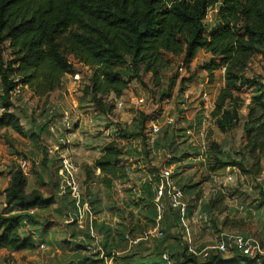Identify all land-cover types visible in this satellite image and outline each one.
Returning a JSON list of instances; mask_svg holds the SVG:
<instances>
[{"label":"rangeland","instance_id":"obj_1","mask_svg":"<svg viewBox=\"0 0 264 264\" xmlns=\"http://www.w3.org/2000/svg\"><path fill=\"white\" fill-rule=\"evenodd\" d=\"M216 12V7L210 8L202 21L208 32L218 26ZM210 58L202 49L196 51L189 64L183 63V56L168 55L170 64L161 73L160 81L149 74L141 80L129 81L121 98L104 99V111L86 94L90 71L74 61L75 75L64 76L61 87L47 97L37 98L21 87L9 94L12 102L9 111L19 119L26 135L0 129V191L6 188L13 168L26 161L27 180L42 183L43 195H52L55 204L34 212L37 224L21 230L23 237L32 238L35 249L15 256L2 250L0 264H77V260L86 256L84 252L73 254L78 250L74 243L81 242H68L62 230H74L75 223L65 222L79 217L85 220V233L90 228L103 227L114 234L107 239L105 254H109L107 260L114 262L122 263L137 251H141L140 256H156L163 249L170 252L168 246L174 245L184 246L188 251L194 248L200 256L203 249L213 250L221 235L230 234L256 242L261 251L255 264H263L264 207L259 198L264 191V164L256 165L243 151L242 142L245 109L256 89L241 87L237 91L236 96L242 102L240 122L232 131H219L206 105L214 103L224 88L225 71L224 68L215 71L210 81L203 70ZM241 75L264 85V48L252 56ZM173 77L176 79L171 95L164 98L161 95ZM2 94L0 82V104ZM118 102L122 103L120 108L109 107ZM1 112L0 109V115ZM64 113L71 124L67 131L61 123ZM168 117L173 120L171 126L165 125ZM152 125L159 128L156 135L150 134ZM110 142L123 147L119 166L124 171L111 175L107 186L94 162ZM212 142L228 150L230 158L239 160L244 171L237 168V172L231 173L227 168H216L206 153ZM50 149L54 154L48 153ZM60 156L70 161L71 176L59 173ZM173 156L175 163L170 165ZM162 168L174 175L172 180L177 187H183L190 211L184 219L174 220L172 214L168 224L161 223L165 227L163 238L131 247L117 233L134 228V235L141 236L145 229L156 226L155 221L145 216L152 217L148 192H154ZM229 173L232 181L226 180ZM257 177L263 182L256 181ZM69 178L79 185L76 200L66 187ZM29 190L28 185L26 191ZM86 203L89 211L83 208ZM240 206H244L243 210H239ZM3 208L4 198L0 196V212ZM40 243L44 248L39 247ZM228 256L231 253L224 254Z\"/></svg>","mask_w":264,"mask_h":264},{"label":"trees","instance_id":"obj_2","mask_svg":"<svg viewBox=\"0 0 264 264\" xmlns=\"http://www.w3.org/2000/svg\"><path fill=\"white\" fill-rule=\"evenodd\" d=\"M213 7H216L218 26L208 32L202 21ZM261 48H264V0H0V82L3 87L0 129H11L25 136L19 119L9 111L12 107L9 94L21 87L27 88L37 98L47 97L61 87L64 76L75 75L72 61L90 71L86 94L99 110L104 111V99L112 97L114 101L121 98L129 81L141 80L146 74L160 81L161 73L170 64L168 55L183 56V63L189 64L196 51L202 49L211 57L203 66L210 81L215 71L221 68L225 71L224 88L218 94L210 115L219 131H232L240 122L242 102L236 96L237 91L241 87L256 89L245 109L242 142L243 151L255 164H264V85L241 75ZM175 79H171L162 97H170ZM180 89L183 90L182 87ZM109 107L113 109L114 105ZM209 146L210 151L206 153L216 168L237 167L243 170L242 163L231 159L228 150H222L214 142ZM101 152L94 166L108 186L111 175L124 171L119 166L123 147L110 142ZM175 158L173 156L170 165L175 163ZM9 175L6 188L0 191L4 198V208L0 212V251H32L36 246L31 237L21 234L25 226L37 224V216L28 212L52 206L55 198L52 195L45 197L39 189L26 193L27 178L20 166H15ZM180 189L184 194L183 187ZM154 195L155 192H148L152 201L149 208L152 209V217L145 216L153 222ZM259 199L264 207V191L260 192ZM189 208L188 203L187 213ZM172 214L175 215L174 220L179 219L176 211L168 209L161 223L168 224ZM74 226L76 230V223ZM152 228L154 225L143 233ZM162 228L161 238L165 233V227ZM94 230L101 237L100 246L107 258L106 242L114 234L104 231L103 227H95ZM134 231L132 228L129 232L117 234L127 242L125 236L132 239L141 237L134 235ZM78 234L83 241L74 243V247H77V253L84 252L86 256L77 260V264L103 262L99 255L85 252L84 243L91 240L88 232L79 230ZM71 236H76V233ZM143 241L146 240H141L136 246ZM168 248L170 252L163 249L156 252V256L146 257L137 251L124 258V263H115L255 264L260 259H249L236 251L224 257L213 250L202 258L184 246ZM163 252L168 260L162 259ZM261 260L264 264V258Z\"/></svg>","mask_w":264,"mask_h":264},{"label":"built area","instance_id":"obj_3","mask_svg":"<svg viewBox=\"0 0 264 264\" xmlns=\"http://www.w3.org/2000/svg\"><path fill=\"white\" fill-rule=\"evenodd\" d=\"M206 99V96L205 98ZM116 101V100H114ZM208 102V100H207ZM139 103H142V100H140ZM206 109L211 113L214 109V103H207ZM114 106L117 108H120L122 106V103L118 102L115 103ZM62 126L64 127L65 131L71 129V124L69 120V116L64 113L63 118L61 119ZM173 124V120L168 117L165 125L171 126ZM159 132V128L155 125H152L150 128V134L151 135H156ZM202 135V133H201ZM54 149H57L56 145L53 146ZM53 150L50 149L48 153H52ZM61 160V169L59 171L60 174L63 173H68L70 175V170L69 168L71 167L70 161L68 160L67 157L65 156H60ZM27 162L24 161L22 162L19 166L20 169L23 171L24 175L26 176V170H27ZM227 170L231 173L237 172V167H228ZM229 173L226 177L227 181H232L233 176ZM171 172L166 169L162 168L160 171L159 175V182L154 188V199H153V205L155 208V224L156 226L152 229L146 230L141 237L132 239L128 236H125L126 241L128 244L132 246H136L141 240H149L151 238H161L163 236V228L161 226V222L163 221L164 215L166 210L170 209L173 211H176L181 219H184L187 213L188 209V203L185 199V196L183 194V191L175 185L171 178ZM29 176V175H28ZM71 176V175H70ZM256 181L262 182L261 177L255 178ZM66 187L70 193V195L76 200L78 198L79 194V185L72 179L69 178L66 180ZM77 204V203H76ZM84 210L89 211L90 206L89 204H84L83 205ZM244 206H240L239 210H243ZM78 212L80 213V210L78 209ZM29 214H34V210H31L28 212ZM73 222L76 223V231L79 230H84L85 228V220L82 217H79L75 221L72 220H67L65 223L66 224H73ZM187 228H185L184 233L186 234ZM88 234L90 235L91 240L88 243H84L85 245V252L88 255H99V258L103 260V262L99 264H119L115 263L112 260H107V258L104 257V252L100 246L101 242V237L95 232L94 229L90 228ZM78 240L83 241V237L79 236ZM40 248H44V244L40 243L39 244ZM213 250L216 253L219 254H230L233 251H236L243 255L246 258L249 259H254L257 258L258 255L260 254V246L254 242L252 239L249 238H244L241 235H230V234H225L221 235V238L215 243ZM190 252H194V248L189 250ZM204 251V252H203ZM202 251L201 257L205 258L208 255L207 249H204ZM163 260H168V256L165 252L162 253L161 255Z\"/></svg>","mask_w":264,"mask_h":264},{"label":"crops","instance_id":"obj_4","mask_svg":"<svg viewBox=\"0 0 264 264\" xmlns=\"http://www.w3.org/2000/svg\"><path fill=\"white\" fill-rule=\"evenodd\" d=\"M50 161H53V159L52 158H48ZM60 166H61V162H60ZM28 185L30 186V190L29 191H26V193H29L31 190H33V189H39L41 192H42V194L44 193V191H43V188L44 187H41L40 185H39V183L37 182H34V181H29V180H27V186H26V189H27V187H28ZM45 197H47L46 195H44ZM47 208H44V209H36V210H34V212H37V211H44V210H46ZM74 229V228H73ZM60 230H62V229H60ZM63 232H64V236L66 235L68 238H66V240H69V241H73V242H77V240H78V238H79V234H78V231H76L75 229L74 230H72V229H67V230H62ZM84 232H86V227L84 228V230H83ZM73 233H76V236H74V237H72L71 235L73 234ZM70 236V237H69ZM32 239V238H31ZM33 241V240H32ZM71 248V247H70ZM2 251V250H1ZM5 251V250H4ZM7 252V251H6ZM7 253H9V252H7ZM77 253V250L73 253V254H76ZM16 254H18V253H10V255L11 256H15Z\"/></svg>","mask_w":264,"mask_h":264}]
</instances>
